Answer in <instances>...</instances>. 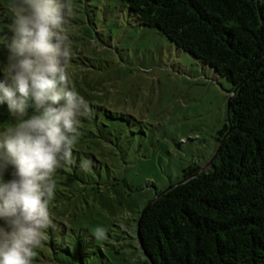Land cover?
Here are the masks:
<instances>
[{
	"label": "trees",
	"instance_id": "16d2710c",
	"mask_svg": "<svg viewBox=\"0 0 264 264\" xmlns=\"http://www.w3.org/2000/svg\"><path fill=\"white\" fill-rule=\"evenodd\" d=\"M121 1L141 26L158 30L232 87L230 123L227 112L213 155L143 206L137 220L139 249L149 264H264V0ZM89 106L92 114L81 118L73 163L55 174L49 206L55 227L46 230L36 257L45 259L56 247L71 253L68 211L70 206L82 209L76 202L80 194L88 205V200L105 201L104 188L110 195L106 177L111 168L102 151L92 149L101 127L116 128L117 118ZM84 159L94 162L90 171L81 169Z\"/></svg>",
	"mask_w": 264,
	"mask_h": 264
},
{
	"label": "rangeland",
	"instance_id": "374dc122",
	"mask_svg": "<svg viewBox=\"0 0 264 264\" xmlns=\"http://www.w3.org/2000/svg\"><path fill=\"white\" fill-rule=\"evenodd\" d=\"M70 3V86L89 105L117 118L116 128L101 127L92 149L102 151L111 168L106 177L111 191L104 188L105 201L88 200L89 205L80 194L76 202L82 209L70 206L68 211L71 253L56 247L33 264H149L136 236L139 213L157 192L213 155L232 87L158 30L141 26L121 0ZM12 4L0 0V34L10 30ZM3 43L0 61L6 56ZM93 112L109 120L105 112ZM10 119L7 105H0V131ZM87 145L80 148L85 151ZM97 227L107 229L106 239L95 238Z\"/></svg>",
	"mask_w": 264,
	"mask_h": 264
},
{
	"label": "clouds",
	"instance_id": "9594fccd",
	"mask_svg": "<svg viewBox=\"0 0 264 264\" xmlns=\"http://www.w3.org/2000/svg\"><path fill=\"white\" fill-rule=\"evenodd\" d=\"M11 11L10 30L0 34V105L11 118L0 131V264H33L46 230L55 227V174L73 163L81 118L92 109L70 86V0H13ZM93 164L84 159L80 166L87 172ZM94 235L106 239L107 229Z\"/></svg>",
	"mask_w": 264,
	"mask_h": 264
},
{
	"label": "water",
	"instance_id": "95a60500",
	"mask_svg": "<svg viewBox=\"0 0 264 264\" xmlns=\"http://www.w3.org/2000/svg\"><path fill=\"white\" fill-rule=\"evenodd\" d=\"M227 112H228V121H229V123H230V109H229V104H228V108H227ZM157 199V197L154 199V200H156ZM154 200H153V202H154ZM139 227H140V223L138 224V231H137V236H138V239H139V241H140V229H139ZM140 245H141V242H140Z\"/></svg>",
	"mask_w": 264,
	"mask_h": 264
}]
</instances>
